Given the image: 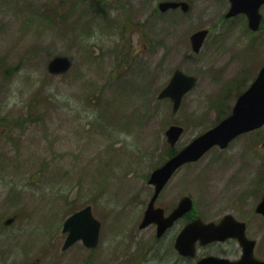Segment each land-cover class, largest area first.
<instances>
[{"label": "rangeland", "instance_id": "obj_1", "mask_svg": "<svg viewBox=\"0 0 264 264\" xmlns=\"http://www.w3.org/2000/svg\"><path fill=\"white\" fill-rule=\"evenodd\" d=\"M162 1L0 0V264H196L174 250L178 230H140L148 178L167 159L169 125L186 128L181 148L231 112L235 86L264 64V29L226 19L228 0H187L190 14L161 13ZM205 28L194 54L190 37ZM58 54L76 57L68 75L47 70ZM176 69L198 84L174 113L158 95ZM186 194L207 222L229 199L259 200L264 127L184 166L159 203ZM87 205L99 247L63 251L65 219Z\"/></svg>", "mask_w": 264, "mask_h": 264}, {"label": "water", "instance_id": "obj_2", "mask_svg": "<svg viewBox=\"0 0 264 264\" xmlns=\"http://www.w3.org/2000/svg\"><path fill=\"white\" fill-rule=\"evenodd\" d=\"M232 6L227 17H232L240 13L248 16L249 26L252 30L257 31L261 23V15L259 9L264 0H230ZM181 7L184 12H188L190 6L187 3L165 2L160 4V9L165 12L168 9H176ZM208 34L207 30L195 33L191 37V42L195 52H199L203 42ZM74 62L73 56L55 57L48 65V70L52 74L66 73ZM196 85V79L193 76L176 71L169 85L162 91L160 98H170L174 104V111H178L181 106L182 99ZM264 125V67L259 72L256 80L251 87L243 93L234 107L230 117L223 120L214 129L206 132L191 144L177 153L161 168L152 173L150 184L155 185V194L145 213L144 220L140 228L155 223L158 226V237L173 225V223L184 214L192 209V199L185 197L169 216L165 217L162 209H155L154 204L168 181L173 174L184 164L198 161L208 150L214 146L226 148L229 143L241 134L256 130ZM182 126H171L166 136L169 143L174 146L183 134ZM258 212L264 214V200L259 205ZM10 219L6 224H10ZM234 219L226 217L221 225L214 223H204L201 219H197L189 223L178 236L175 247L183 256H195L196 243L200 241L202 245H207L216 240H225L228 237H236L239 239L244 249L243 258L238 262H230L226 259L215 257L203 258L198 264H264L254 258L253 251L255 242L246 238L244 233V225L239 231H233ZM101 223L92 212V207L87 206L84 209L70 216L64 223L63 232L68 233L63 250L72 247L76 242L83 241L87 248H96L99 243Z\"/></svg>", "mask_w": 264, "mask_h": 264}, {"label": "flooded vegetation", "instance_id": "obj_3", "mask_svg": "<svg viewBox=\"0 0 264 264\" xmlns=\"http://www.w3.org/2000/svg\"><path fill=\"white\" fill-rule=\"evenodd\" d=\"M178 173L179 171L174 176H176ZM182 198H178L174 202H168L165 206L157 202L156 208H162L165 212V216H169L177 208ZM262 199L263 196L259 200L248 197H236L229 199L228 208L223 210V213L220 217L214 218L211 221L216 224H219L224 217L228 216L232 217L237 222L245 224L246 235L248 239L254 240L256 242L254 249L255 258L264 261V215L258 214L256 211ZM192 220L193 218H191V215H185L184 217L178 219V221L175 222L173 227L166 231L164 237L174 229L178 230V236L179 233L184 229L185 225L191 222ZM232 225L234 227L233 231H239L241 229V226L238 224L233 223ZM256 233L261 235V240L254 235ZM173 247L175 249V244L173 245ZM207 247L212 249V253L206 255L223 257L232 261L239 260L243 255V248L239 244L238 240L234 238L227 239L225 241H216L202 248ZM199 248L201 249L200 245L197 244V249ZM179 257L182 260L185 259L184 257ZM194 260H198V253Z\"/></svg>", "mask_w": 264, "mask_h": 264}, {"label": "trees", "instance_id": "obj_4", "mask_svg": "<svg viewBox=\"0 0 264 264\" xmlns=\"http://www.w3.org/2000/svg\"><path fill=\"white\" fill-rule=\"evenodd\" d=\"M6 71H7V70H6ZM6 71H5V73H6ZM10 73L13 74V72H10ZM176 152H177V151H172L171 154H169V156L174 155Z\"/></svg>", "mask_w": 264, "mask_h": 264}]
</instances>
